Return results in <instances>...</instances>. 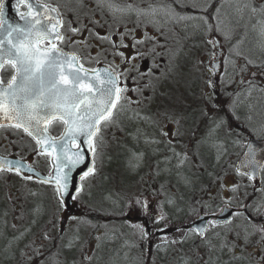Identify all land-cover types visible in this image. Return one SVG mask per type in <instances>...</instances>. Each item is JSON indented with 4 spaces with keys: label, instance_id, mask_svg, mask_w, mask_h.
I'll list each match as a JSON object with an SVG mask.
<instances>
[{
    "label": "rangeland",
    "instance_id": "rangeland-1",
    "mask_svg": "<svg viewBox=\"0 0 264 264\" xmlns=\"http://www.w3.org/2000/svg\"><path fill=\"white\" fill-rule=\"evenodd\" d=\"M166 1L167 4L156 3L152 7L160 8L171 4L185 16L200 17L204 13V17L211 18L212 31H202V43L198 37L195 47L192 48L189 44L183 45L180 39H175L174 32L178 27H184L185 32L188 31L187 28L194 31L196 25H199L197 29H200L205 25L203 20L177 21L175 18L164 16L152 17L153 25L148 27L149 33L152 32L151 36L162 39L168 35L172 40L167 45L164 40L155 45L156 48L166 50L171 58L170 74L165 66L160 75L157 73V66L150 67L152 74L144 77L146 81L139 78L144 88L126 93L134 103L125 102L123 111L132 110L134 106L148 114L141 118L134 116L136 121L130 123V128H126L125 132L120 133V118L116 113L115 123L103 130V141L98 142V151L94 157L96 172L84 182L83 192L76 198L77 207L80 208L79 218L67 223L62 237L57 241L62 208L55 189L47 188L43 184L33 185L13 175L0 174V264H118L117 258L106 254L112 250L109 246L118 244L117 239H120V246L124 250L120 264H144L139 261V255L135 252V245H139L142 239V227L137 228L125 223V231L108 226L97 228V225L86 220L89 210L84 212L82 208L89 207L100 211L110 210L111 206L116 208L117 205L120 209L128 208L135 199L140 201L139 194L146 192L147 197H150L147 189L150 181H153L152 199L156 207L151 199H143L137 203V207L142 209L141 216L148 209L152 214H156L159 209H165L171 216L175 206L179 208L181 202L185 203L184 208L189 211L188 214L191 212L189 217H183L185 223L203 211L215 209L221 204L235 206L239 198L243 201L250 193L251 184L236 177L234 173V164L244 147L245 139L239 132L231 130V126L241 122L256 138L264 137V124H261L264 114L260 119L256 116L257 110H264V91L261 92L256 87L250 88L246 84L237 85V75L241 77L247 74L251 83L257 84L256 78L259 76L256 71L259 67H264V36L260 34L261 25L264 23V13L260 10L264 6V0H220L218 13L225 21H229L230 17L236 20L228 35H225L226 26L221 23L219 15L214 13V16L210 17L208 15L211 12L207 8L202 10L212 0H196L198 8L192 7L193 0ZM238 8L241 10L238 11ZM107 11L106 15L116 31L120 27V13L109 7ZM121 14L123 23L130 21L126 18V13ZM135 22H140V19L136 18ZM238 24L242 25L245 33H254L258 39L257 48L246 57H240L238 54L241 52L242 42L238 43L235 49H228L226 46L230 38L233 39L232 43L236 42ZM132 26L133 29L137 27ZM139 27L147 26L140 22ZM69 31L65 26L67 35ZM205 34L208 35L206 40ZM212 35L219 36L225 46V64H221L224 67L231 64L232 69L227 74L221 70L216 84V100L208 86L212 77L209 68L213 61V50L205 47ZM195 37L193 35V40ZM106 43L101 40L100 44L84 47L80 53L85 57L91 56L90 62L96 65L98 61L105 60L106 55L108 57L106 51H96V47L101 48ZM227 55L231 62L228 61ZM112 60L115 64L118 63L116 55ZM230 74L235 80L233 86L225 84L223 80V77ZM126 84L129 90L133 89L132 84ZM222 88L223 91L228 88L227 92L231 95L222 96ZM143 94H147L150 99ZM230 108L235 119H231L229 115ZM55 129L56 127L53 130ZM165 132L168 133L167 136L164 135ZM19 135L0 134V142L4 140L7 148L4 150V147L0 146V150L31 162L32 157L37 155L36 147L27 138ZM158 155L169 157V169L157 160ZM36 159L35 157L34 160ZM166 176H169L168 182H165ZM233 185L239 186L236 192L232 191ZM87 191L90 192L86 194ZM181 193H184L185 197L179 196ZM261 199H264V192L256 196L252 206L255 207V203ZM99 203L104 204L106 208L101 207ZM192 203L201 208L190 210ZM248 210L253 214L251 208ZM260 211L264 215V208ZM239 224L236 220L227 227L210 226L204 243L200 245L195 244L189 234L187 238L186 234H175L169 239L171 242H167V249L170 250L168 258L151 264H185L186 261L187 264H205L208 260L212 263H226L234 259L233 257L247 258L249 253H259L260 245L256 243V236L250 238L251 243L244 250V228L239 231ZM237 233L241 235V239L237 238ZM128 236L131 237L130 243L127 241ZM231 241L238 245L233 251H229L227 246L221 247ZM238 248L239 251L236 252ZM69 250H74L75 255L67 258ZM85 256L90 259H85Z\"/></svg>",
    "mask_w": 264,
    "mask_h": 264
},
{
    "label": "snow or ice",
    "instance_id": "snow-or-ice-1",
    "mask_svg": "<svg viewBox=\"0 0 264 264\" xmlns=\"http://www.w3.org/2000/svg\"><path fill=\"white\" fill-rule=\"evenodd\" d=\"M25 2L28 4L29 11L17 13L20 20L23 21V23H17L6 17L5 0H0V129L7 127L22 129L36 141L39 147L38 155L47 153L51 157L52 167L49 170V175L44 177L35 172L32 167L24 165L22 160L0 157V171L15 170L17 174H20L21 170L26 168L28 173H35L41 182L54 185L55 191L63 197L66 193L70 194L69 186L73 172L84 162L82 150L72 152L70 155V145L75 144L76 141H82V144L76 145V147L82 149V146L86 145L95 157L98 151V142L103 141V130L115 123L114 110L123 111L125 102L127 104L134 103L130 97L124 95L129 91V88L126 83L121 85V78L125 81L128 79L135 81L136 77L130 75L132 72H136L137 75L144 78L150 76L152 71L149 69L146 73L141 72L139 67L133 63L137 57L146 55L138 49L130 57L125 56L122 51L118 53L122 58L121 64H127L126 68L112 64L99 69L86 68L84 61H91V56L85 57L77 52H68L59 46L58 42H63L67 37L59 31L63 17L57 9L50 7L43 0H16V4L13 5L14 9L17 5ZM97 3L101 6L106 5L117 12L131 11L133 7L129 4L126 8H120L115 6L112 0H97ZM247 6L244 5V7ZM192 7H199L196 0H193ZM253 11L256 10L253 9ZM260 11L264 13V6ZM51 13H56V15L52 16ZM136 14L153 18L164 16L175 18L177 21L200 19L207 25V31H212V25L208 23L207 17L182 15L176 12L171 4L160 8L149 6V9H136ZM70 30L73 33L80 31L75 27H70ZM217 30L219 29L217 28ZM260 34L264 36V23L261 25ZM97 35L99 36V34ZM111 35L109 33V35L99 36V38L102 41H110ZM155 39V37L146 34L145 40L134 39L131 47L136 49L137 45ZM75 43H79V41H75ZM208 43L214 48L218 46V41L215 38H209ZM118 47H129L124 43L123 34H121L119 46L112 43L113 55L117 54L115 50ZM149 52L153 55L162 54L156 52L155 47L151 48ZM215 58L216 55L213 53L214 61ZM248 62L251 63V61ZM215 67L216 65L213 63V71ZM233 67H235L234 63ZM7 72H11V76L5 81L4 75ZM131 90L139 91V88ZM53 121L63 122L64 131L59 137H52L48 134L46 125ZM42 124L45 127H41ZM164 135L167 136L168 133L165 132ZM247 148L238 171L243 169L240 174L247 176L249 181L260 175L261 188L256 190L264 192V163L258 159V153H262L264 150L251 142L248 143ZM94 163L93 160V166H89L87 171L80 176L81 181L94 173ZM25 179H32V176H25ZM238 187V185H233L232 191L236 192ZM81 190L80 187H76L77 195ZM72 198L76 199V196ZM240 207L251 208L253 214L261 215L260 209L264 208V199L256 202L255 207L249 204H241ZM227 211L228 203H225L219 213H213V215H223ZM237 215H244V213H231V216ZM159 219H163V217L161 216ZM245 220L247 224L244 227V250L251 243L250 238L253 236L258 237L256 243L260 245L259 253L248 254L249 264L252 262L264 264V222L256 223L246 215ZM230 223V218L208 220L206 224L185 229V238L189 232L203 238L209 226L215 228L218 225H230ZM136 227L140 228L141 226L136 225ZM181 230L177 229V231ZM147 235L146 231L142 232V238ZM216 235L219 236V233ZM236 235L239 239L240 234ZM225 246L229 248V251H233L238 245L235 241H231L227 245H221L222 248ZM233 258L245 259L244 257ZM85 259H90V257L85 256Z\"/></svg>",
    "mask_w": 264,
    "mask_h": 264
},
{
    "label": "flooded vegetation",
    "instance_id": "flooded-vegetation-1",
    "mask_svg": "<svg viewBox=\"0 0 264 264\" xmlns=\"http://www.w3.org/2000/svg\"><path fill=\"white\" fill-rule=\"evenodd\" d=\"M44 3L47 5L54 7L57 9L58 13L63 17L62 25L60 26L59 31L64 34L67 39H65L63 42H58L59 46L63 48L65 51L68 52H77L80 55H83L80 53V50H82L84 47H87L89 45H95L100 44L101 39L99 36H107L109 33H111V40L106 41L107 43L105 46L103 45L101 48L96 47V51L102 52L106 51L108 54V57L106 55V59L102 61H98L96 65H93L90 61H84L88 64L84 63V66L88 69H97L98 67L102 66H108L109 64L112 65H121V68H126L127 64H121L122 58L119 56V52H124L125 56H132L134 52L138 49L141 53H146V55L142 57H137L133 63L136 64L140 71L143 72L144 69L148 72L150 69V63L152 62L154 65H156L157 60L155 59V55L151 54L149 50L152 47L151 41H146L143 44L137 45L136 49L132 48L131 45L134 42V39H139L138 36L135 35V32H132L129 28L130 26L121 25L120 24V34L119 32L112 31L111 28H109V21L108 22H102L99 20V17L102 15H106L107 13V6H101L97 3V0H43ZM112 3L115 6H118L120 8L126 7L127 5L131 4L132 10L127 11L129 15H127V18L129 19H136L139 16L135 15L136 7H139L140 0H112ZM18 10L20 13H23L26 11V6L21 5L18 7ZM120 13V19H123V16ZM92 16H94L92 18ZM106 18V16H105ZM65 26L70 30V27H75L80 29L78 33H73L71 30L69 31V34L67 35L65 32ZM129 27V28H128ZM99 34V36L97 35ZM121 34H123L124 43L129 45V47H118L115 51L117 52L116 56L118 58V63L115 64L112 60L113 55V48L112 43L114 42L116 45L121 44ZM141 40V39H139ZM143 40V39H142ZM75 41H79V43H75ZM155 51L159 53V48L155 47ZM95 56V53L93 54ZM165 60L159 59L158 63L161 65L164 64ZM166 63V62H165ZM157 64V66H160ZM131 76L136 77L135 81L131 79L132 85L136 84L137 80L139 79V75H137L136 72H132L130 74ZM129 80V79H128ZM127 80V81H128ZM123 78H121V85L123 86L125 84ZM119 114H124L123 118L125 117L126 111H118ZM133 114H136V112H133ZM138 116L141 118L143 115H147L148 112H142L137 113ZM136 121V119H134ZM122 124H124V121H121ZM257 189L261 188L260 181L258 182ZM254 192L259 193L260 191L255 190ZM250 204V202H249ZM149 211V209H148ZM151 215H149L150 217ZM235 217H238L239 219L243 218V215H237ZM155 219H152L154 221ZM150 222V228L156 229L161 227L158 223ZM254 222L262 223L263 218L260 217L258 219H255ZM147 242H145V246L149 249H154L157 246V243L154 239H146Z\"/></svg>",
    "mask_w": 264,
    "mask_h": 264
},
{
    "label": "trees",
    "instance_id": "trees-1",
    "mask_svg": "<svg viewBox=\"0 0 264 264\" xmlns=\"http://www.w3.org/2000/svg\"><path fill=\"white\" fill-rule=\"evenodd\" d=\"M220 0H212L210 3H209V5L206 7L207 9H208V11H210L211 13L208 15V16H210V17H212V16H214V13L216 14V15H219L220 16V20H221V23L222 24H225V26H226V33L225 32H222V33H225V35H228L229 34V31H230V29L236 24V20L234 19V18H231L230 17V20L229 21H225L223 18H222V16L218 13V11H217V9L219 8V6H220ZM205 8V9H206ZM201 15H203L204 16V13H202ZM209 19V24H211V18H208ZM212 25V24H211ZM237 32H236V34H235V40H236V42L235 43H232L233 42V39L232 38H230L229 40H228V45H226L227 47H228V49L229 48H233V49H235V46L238 44V43H240V42H242V45L240 46V51L241 52H238V54H239V56L240 57H243V56H245L246 57V55L248 54V53H250V52H253L254 51V49H256L257 48V46H258V39H257V37H256V35H254V33L253 34H248V32H244L243 30H242V25L241 24H238L237 25ZM187 32H180L179 34H178V39H181L182 40V42L185 44V45H190V47H192V48H194L195 47V45H196V41H197V38L199 37V41L202 43V35H201V33H202V31H204V32H206L207 31V25H204L202 28H200V29H197V27H196V29L193 31V30H191V28L190 29H188L187 28ZM185 35V36H184ZM193 35H195L196 37H195V39L193 40ZM184 36V37H183ZM206 38H208V35L207 34H205V40H206ZM188 42V43H187ZM207 46V48H209L210 46H209V43H206L205 44V47ZM225 47V46H224ZM260 69V70H259ZM261 72V75L257 78V81L259 82V80H260V78L261 77H263L264 78V67H259L258 69H257V71H256V73H258V72ZM241 79V81H240V84L242 85L244 82H245V79L244 78H239V80ZM239 80H238V84H239ZM239 89H241V88H239ZM192 205H193V203H192ZM191 205V206H192ZM196 207V206H195ZM201 207L200 206H198L196 209H200ZM103 213V212H102ZM189 213V211L187 212V211H184L183 210V212H182V214H181V216H179V218H175V219H173V221H174V223H184V221H185V219L184 218H186V217H189V215L191 214V212H190V214H188ZM104 214H111V215H114V216H117L118 215V213H115V212H109V213H104ZM183 216H184V218H183ZM244 262L243 263H241V261L239 260V259H234L233 261H228V262H226V263H223V262H217V263H210V264H245V261L246 260H243ZM163 264V263H162ZM164 264H167L166 262H164ZM177 264H179L178 262H177Z\"/></svg>",
    "mask_w": 264,
    "mask_h": 264
},
{
    "label": "water",
    "instance_id": "water-1",
    "mask_svg": "<svg viewBox=\"0 0 264 264\" xmlns=\"http://www.w3.org/2000/svg\"><path fill=\"white\" fill-rule=\"evenodd\" d=\"M12 20L14 22H17V23H21V20L16 17V16H13L12 17ZM217 41V40H216ZM219 47V43H218V46L215 47L217 49L216 51V59H215V70L213 71L214 74L216 75L217 72H218V57L220 56V50L218 49ZM213 65V63H212ZM212 65H211V68H212ZM213 70V69H212ZM62 122V121H61ZM49 125V124H48ZM48 125H46L48 127ZM41 127H45L44 124L41 125ZM21 131H23L22 129H19ZM30 137V136H29ZM31 138V137H30ZM32 139V138H31ZM35 141V140H34ZM36 142V141H35ZM249 142L253 143L255 146H257L258 148H260L261 150H264V142H261V143H258V142H254L252 140H250ZM76 145H81L82 144V141H76L75 142ZM248 145V144H247ZM247 145L242 153V155L239 157L237 163H236V171L237 173L240 174L241 171H243V169H240V171H238V168L240 167L241 165V162L244 160V154L245 152H247L248 148H247ZM71 149V147H70ZM78 150H82L83 153H84V162L82 164H80L73 172V176H72V181L70 183V186H69V193H66L63 195V197H60V199L62 200L63 204L66 206V209L68 211H70L69 207L71 205V199L72 197L76 194V187H80V176L85 172L87 171L88 167L89 166H93V163H92V160H91V152L89 151L88 147L86 145L82 146V149H78L76 148L75 150H72L71 149V152H70V155L72 152H76ZM1 157V156H0ZM9 159V158H8ZM258 159H261V162L264 163V152L262 153H258ZM10 160H14V159H10ZM51 162V161H50ZM24 165H26L24 162H23ZM27 166V165H26ZM5 171H14L16 172L15 170H5ZM36 172V171H35ZM21 175H24V176H28V175H31L32 176V179L36 180V181H40L36 176H35V173H28L27 172V169H22L21 170ZM41 182V181H40ZM229 215V211L225 212L223 215H219L218 216V219L216 218V220H224L225 218H228L227 216ZM208 220V218L206 217H201L199 218L197 221H195L194 223H192L189 227L190 228H193L195 226H198V225H202V224H206V221ZM185 229H188V228H185ZM167 232L163 231V232H160V233H157V235H164L166 234Z\"/></svg>",
    "mask_w": 264,
    "mask_h": 264
},
{
    "label": "bare ground",
    "instance_id": "bare-ground-1",
    "mask_svg": "<svg viewBox=\"0 0 264 264\" xmlns=\"http://www.w3.org/2000/svg\"><path fill=\"white\" fill-rule=\"evenodd\" d=\"M200 5H201V4H200ZM207 6H208V5H207ZM207 6H206V7H207ZM206 7H205V8H206ZM178 12H179L180 14H182V11L179 10V9H178ZM120 161H121V158H120ZM185 194H186V192H185ZM185 194H184V193H181L179 196H181V197H185ZM186 195H187V194H186ZM186 197H187V196H186ZM179 199H180V198H179ZM193 208H194V207H190L189 209L192 210Z\"/></svg>",
    "mask_w": 264,
    "mask_h": 264
}]
</instances>
